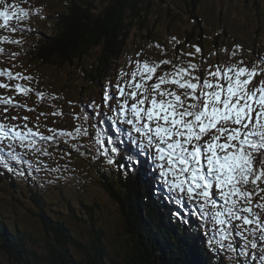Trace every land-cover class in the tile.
<instances>
[{
  "label": "trees",
  "instance_id": "trees-1",
  "mask_svg": "<svg viewBox=\"0 0 264 264\" xmlns=\"http://www.w3.org/2000/svg\"><path fill=\"white\" fill-rule=\"evenodd\" d=\"M101 1L103 4L99 5L97 0H63L62 3L66 6L63 12L56 15L54 36L40 35L38 44L29 47V53L36 56V59H38L36 61L43 65L58 66L54 68L56 72L73 76L80 89L79 100H83L81 104L84 103V99L92 97L96 101L92 106H88L85 102L82 105L83 108L78 103L75 110L82 119L86 120V127L94 148L87 155L86 152H78L75 148H71L63 142L60 146L58 145L61 149L71 148L78 153V159L82 157L87 161V167H84L85 170L82 172L84 178L80 180L75 172V177L72 180L73 185L66 191L61 186H56L54 182H47L40 177L35 179L39 181L38 183L22 185L20 201H30V205L25 208L31 214L32 220L36 218L40 232L36 235L25 229L24 223L26 220H24L22 224H19L21 226L18 225L11 234H8L9 225H6L4 220H0V252H4L6 256V260L0 258V264H47V262L49 264H108L106 262L107 254L103 246V233L97 230L95 219L86 218V215L82 218L79 217L80 214H84V209H91L95 213L99 209V202L85 195L84 184L87 177L92 178V181L99 182L109 192L112 191L113 195L111 196L115 197L123 206V212L126 215L124 218L126 220L125 224L128 225L127 228L136 237V250L140 256V258L135 257V264H229L223 254L220 255L221 249L218 248V251L211 252L208 246V240L211 239V230L208 227L211 216L202 212L203 209L199 206L190 208L176 203L171 210L173 213L176 212V215L182 216V213L194 214L197 211L203 226L206 228L204 233L200 228L202 226L200 222V225L196 227V234H194L193 239H186L177 233L176 230L180 223L171 217L170 211L162 212L158 205L160 199L154 198L149 190H142L143 183L132 168L136 162L135 155L142 153V151L136 148L134 152L125 155L124 152L119 150V146L116 147L119 138L113 132L118 131L129 136L132 141L138 139L140 135L132 126H129L131 130L128 129V126H124L117 117V114H120L117 111H120V105L125 102L124 97L129 89L122 86L121 88L125 89L124 97L120 95L118 100L116 98L118 82L110 87L106 79H110L109 82L112 83V77L117 71V62L125 49L124 45L127 38H129V33L135 30L134 28L151 32L148 28V22L152 9H155L159 3H161L162 8L165 3H163V0ZM199 3L200 0H193L192 6ZM192 12H194V9H192ZM191 20L192 24L194 22L199 23L198 18L193 13ZM186 42L191 43L189 40H186ZM215 48H218L216 44ZM106 90H110L107 93L111 97L109 101L112 100V104L104 100ZM63 91V93H60L69 101L72 97H77V94L73 91ZM44 103H46V106L43 105ZM51 106L49 101L43 99L40 105L41 111L45 115H50L52 113L48 109ZM88 107L92 108L97 119L101 120L98 121L99 124H94L90 117L86 115L90 114ZM103 110L106 112L100 114ZM59 112L69 113V111ZM124 114L123 116L126 117L127 114ZM30 139L43 143V140L47 141L48 137L44 138L43 134H39L37 138ZM112 139L118 142H113ZM16 147L13 152L20 162L15 160L14 154L11 153L10 155L9 151L0 146V155L4 157L3 162L8 165V167H5V165L0 167V181H4L11 188L15 187L14 179H16V176L14 170L18 169L22 174L28 175L25 170L31 167L30 163L24 160L23 156L25 155L19 152L17 145ZM113 148L116 149L115 152L112 151ZM69 152L71 154L69 161H73L76 156L70 150ZM123 158L129 159L127 164L123 161ZM109 160L112 162L109 163ZM78 162L81 165L84 164ZM54 164L56 163L53 161L52 166ZM92 165L96 166V170L92 169ZM80 184H83L81 197L79 195H65L69 190L78 194ZM42 190L52 193L50 195L48 193L50 201L47 199L46 205H43ZM15 197H18V195H15ZM185 197L189 200L187 195ZM135 202L138 203V206L135 205ZM160 203L162 202L160 201ZM176 208L178 211H176ZM205 209L207 210L206 207ZM48 211H52L51 215L56 213V217L47 215ZM6 212L9 214L7 218L18 216L16 212L13 213L9 208H6ZM195 219L199 222L197 217ZM79 220L80 222L83 220V223L70 227L68 221L74 223ZM238 224L240 225V223ZM239 225H235V230H232V234L235 235V239L231 236L234 243L231 245L234 250L229 248L230 244H227L225 245V252H235L234 260L236 264H251L248 261L244 263L241 260L243 251L238 247L241 237L239 235L241 232ZM77 231H81L79 237L75 236ZM180 231L181 233H187L188 229L182 228ZM190 233H193L191 228ZM82 238H85L86 241L83 242ZM161 242L167 252L159 256L156 255V250L160 248L159 252H161L162 247L159 245ZM34 245L46 249L45 254H38L31 249ZM176 247L182 248L183 252L179 254ZM75 250L80 252L79 256L76 255ZM125 263L129 264L128 261ZM110 264L120 263L112 262Z\"/></svg>",
  "mask_w": 264,
  "mask_h": 264
},
{
  "label": "rangeland",
  "instance_id": "rangeland-1",
  "mask_svg": "<svg viewBox=\"0 0 264 264\" xmlns=\"http://www.w3.org/2000/svg\"><path fill=\"white\" fill-rule=\"evenodd\" d=\"M192 1L193 0H163V3H165L163 7L161 8V3H159L155 9H152V13L150 14L148 28H150L151 32L146 33L144 29L138 30L134 28L135 30L129 33V38H127L126 44L124 45L125 49L123 51L126 55H130L131 53L137 51V54L140 57L139 59L137 57H133L130 59V61L121 63V66H123L122 70L119 73V80L121 85L128 87L130 91L131 89L129 86L134 85L135 82H140V73L145 71V69L143 68L144 64H148L149 67L157 66V71L153 74L152 79L147 80L145 78L146 85L149 87L153 83H156L158 77H160L161 75L170 73L176 68L188 69L190 64H195L197 66V69L192 73L193 75L199 77L201 81L206 79L214 84L224 83V80L221 77L213 78L210 75L211 72L220 68L218 66L219 64L224 66V70L228 66H242L249 69L255 67L258 73L257 75L262 73L261 66L254 62L251 57H255V54L257 52H259L261 56L262 54H264V0H200L199 4H195L193 6ZM97 2L99 3V5L103 4L101 0H97ZM192 9H194L193 13L198 18L199 23L194 22L192 24ZM194 24L195 26L193 27ZM170 33L174 34L178 39V46H175L173 43L171 44V42L167 39L168 34ZM12 39V34L7 29L0 33V41L5 40L11 43ZM28 39L32 40L36 45L40 40V36L33 35ZM186 40L191 41V43H187ZM15 41L16 40H13V42ZM1 44L5 43H0V45ZM215 44L218 46V48H215ZM29 46H31V43H29ZM22 47L23 44H20V46L13 45L12 47H4L2 54L0 52V71H10L14 75L18 73L21 77H24V79H13L9 81L6 78L5 81V79L0 78V82H6L12 86H15L16 84L26 83L27 85L29 84V88L31 89L36 88V86L34 85L38 84L39 81H41L40 83H42V81H45L46 83H42L41 88L46 89L47 87H49L51 89H55L54 91L57 93V95H60V92L57 89H63L67 91L74 90L76 81L73 79V77L64 76V73L56 71L55 72L60 76V79H55L54 77L48 76L44 72L46 70H51L52 66L47 64L43 65L40 62L36 61L38 60L36 59V56L31 53L25 54V50L21 49ZM197 48L200 49L199 52L196 51ZM215 49L216 51H214ZM165 60L170 61V63H163V61ZM18 66H24L25 69L23 70L22 68H16ZM57 67L58 66H55L54 68ZM221 71L223 72L222 69ZM132 73L137 74L135 81L133 80ZM260 80L261 79L255 76L252 84L249 87L255 86ZM14 81H16L15 84ZM29 82H31L33 85ZM162 88L177 92L183 91L172 84H164L162 85ZM107 91L110 90H106V92ZM129 91H127V94L125 96L127 97V100L123 102V104L128 105V109L124 114H127V116L125 117L126 121L127 119H129V117H131L130 105L135 102L128 95ZM41 98V95H36V97L33 98L19 97L16 100V104L21 105L22 107L13 108L14 112L16 113V115L14 113V116L19 117L20 114L23 117H27V120L32 122V124L27 123L26 127H24L20 125L21 120H19L18 118L16 119V125L19 122V125L25 131L31 129L32 132H35L39 131V127L37 124L44 123L45 121L50 122V116L52 118L55 117L58 112L57 106L54 105V107H51V109L49 110L52 114L45 115L41 111L40 107L43 100ZM138 98L139 97H137V99ZM43 105L46 106V103H44ZM145 106L147 107L148 105ZM2 107L4 108L5 105L0 104V110ZM87 109L89 110L90 114H85L90 117L91 121L94 124H99L97 116L94 114L92 108L88 107ZM103 111L105 112V110ZM117 112L121 115V113H123V110L120 109V111ZM33 113H38L40 117L35 118ZM5 116L6 114L3 117ZM61 116L62 114L59 118H62ZM7 117H9V114L7 115ZM2 118L0 120L1 122ZM8 121L9 120L5 122ZM8 123L14 125L15 122L9 121ZM72 123L74 124V122ZM123 125L126 126L129 124L125 122V124ZM77 129H79V127L76 125H72L70 127L67 126L65 130V136L68 135V131H75ZM49 130L51 131L52 127ZM41 132H46V129L43 128ZM123 135L124 134L120 133V137L118 136L119 145L122 147V149L125 148L123 145V141L121 140V137ZM74 139L82 140V132L77 133L76 136H74ZM204 139L206 140L208 139V137H205ZM141 142L143 144L147 143L145 139H141ZM19 144L22 150L28 152L31 155L30 163H37L38 165V162L42 159H51L57 165L61 164L62 149L58 147L59 144L50 139H48L47 141L43 140V143L39 142L38 144H29L28 140L25 139L23 143H21V141L19 140ZM80 144H84V147L87 150H91L93 148L91 144H87V140H83ZM9 145L11 146L9 147ZM0 146L4 147L8 151L16 150L17 148L14 142L7 140L3 143H0ZM137 148L142 151L141 160L143 161L140 164L143 168L142 171L138 170V177L141 181H143L146 178V175H148V179H145L146 184L143 185L142 190H149L154 198H162L164 201H166L167 198L170 197L174 203L185 205L190 208L199 206L201 209H203L202 212L208 213L211 216H209L210 221L208 223V227L211 230V239L208 240V246L210 247L211 252H215L216 249L219 248L221 249L220 255L223 254L224 258L228 261L229 264H236L234 260L235 252L232 251V254L226 253L225 245L234 244L232 238L235 239V235L232 234V230H235V225H239L238 223L241 224L242 221L232 220L233 222L231 221L229 223H226L223 226V231L221 230V226L216 224V221L213 218L214 211L225 212L224 204L220 199L219 191L215 187L213 188L214 190H212V199H214L215 201L216 199H218V201H216L217 207L213 209L211 203H209L210 205H203L202 208L201 205L203 204V202L199 200L198 197L189 201L185 197L184 193H182L183 195H180V192L178 190H171L170 186L174 182V178L170 173L167 176H161V169L157 167V164L166 162L157 161L156 164L152 166V158H154L156 154L155 151L153 152V150L149 149L148 153L145 150L141 149L139 146H137ZM127 149L131 150L128 147V144ZM134 150L135 148L132 149V151ZM65 158L69 159L68 156H65ZM3 159L4 157L0 155V161H2L0 162V167L6 164V162H3ZM73 162L75 165L76 174L78 175V178L82 180L84 178V176L82 175L84 169L78 162V157H74ZM135 163V167L139 168V162ZM30 166L31 167L25 170L28 175L22 174L18 169L14 170V174L16 176V179H14V188L8 187L4 181H0V220H4L6 222V225H9L8 234H11L19 224H22L24 222V220H26L24 223L25 229L31 231L34 234L40 232V228L37 225L36 218L35 220H32L31 214H29L25 208L27 205H30V201H20V192L22 190V185L26 183H38L39 181H36L35 179L42 177V172L40 169L34 167L31 164ZM92 169L96 170V166L92 165ZM71 171L72 170L70 167H65L64 170L62 168L52 169L45 173V178L47 181L54 182L56 186H61L63 190L66 191V189L71 188L73 185L72 179L74 178V175L71 173ZM183 178L187 180L188 174H184ZM85 181V195H88L95 201H98L99 209L96 213L91 209H84V214H80L79 217L82 218L84 215H86V218L90 217L95 219V226L97 230L103 233V246L107 254L106 262L108 264L112 262L126 264L125 262L128 261L129 264H135V257L137 256L140 258V256L136 250V237L133 232L127 228L128 225L125 224L126 220L124 218L126 217V215L123 212V206L117 199H115V197L111 196L113 195L112 191L109 192L107 188L103 185H100L99 182L92 181V178L90 177H87ZM259 186L260 188L264 189V183H260ZM82 187L83 184H80L78 194H76L75 192H71V190L64 193L66 196L79 195L81 197ZM247 188L251 191L253 186L249 184ZM163 189H165L164 193ZM41 193L44 196L43 205H46V201L47 199L48 201H50L49 195L52 193L50 191L47 192L46 190H44V192L41 191ZM15 195H18V197H15ZM260 196H264V193H261ZM260 196H255L253 198L252 213L259 218L264 219V208L256 207L257 203L264 205V200H262ZM87 199L91 200L89 198ZM135 205L138 206V203L135 202ZM158 205L162 209V212L171 211L172 209L168 206H163L160 202H158ZM205 207L207 208V210L205 209ZM6 208H9V210L13 213L16 212L18 216H11L10 218H7V215L9 214L6 212ZM51 212L52 211H48L47 215H49L50 217H56L57 214L53 213L51 215ZM174 215H176V212H174ZM197 215V217L199 218L200 216L198 213ZM242 215L246 214L242 213ZM188 216L189 215L187 214H183L184 218H187ZM220 218L227 221L226 215ZM53 220L57 221L56 219ZM13 221H15L16 223L14 224ZM200 222L201 219L199 218L198 225L200 224ZM68 223L70 224V227H73V225L75 226L77 224H82L83 220L82 222H80L79 220L78 222L74 223L68 221ZM247 227L249 228V230L247 229L246 232L243 230V233L245 235L240 234L241 244H239L238 247L243 251L241 260L244 263L250 261L251 264H264V241L259 239L261 235L259 228L255 223L252 225H248ZM260 227H264V224H261ZM182 228L188 229V232L181 233L180 229ZM176 232L186 239H193V233H190V228L182 223L180 224V226H178ZM203 232H206V228L203 229ZM79 233H81V231H77L75 236L79 237ZM224 236H226L227 238H222ZM82 241L85 242V238H82ZM252 244H256V247L253 248ZM159 245L160 247H162V250L161 252H159L160 248L156 250V255L161 256L165 254L167 250L164 249L165 246L162 244V242ZM31 249L35 250L38 254L41 255H44V252H46V249L38 247L37 245L32 246ZM176 249L179 251V254L183 252L182 248L179 249V247H176ZM75 253L78 256L80 255V252L77 250H75ZM0 258L6 260L4 252H0ZM47 264L49 263L47 262Z\"/></svg>",
  "mask_w": 264,
  "mask_h": 264
},
{
  "label": "snow or ice",
  "instance_id": "snow-or-ice-1",
  "mask_svg": "<svg viewBox=\"0 0 264 264\" xmlns=\"http://www.w3.org/2000/svg\"><path fill=\"white\" fill-rule=\"evenodd\" d=\"M0 5H4L0 11L4 26L13 17L29 15L23 8L5 4V0H0ZM143 68L145 71L140 73V82L129 86L131 90L128 95L135 102L130 105L131 118L126 121L147 141L140 147L154 148L156 154L153 163L166 162L157 164L161 169L160 175L170 173L174 178L171 190L184 193L189 200L198 197L203 202L202 208L211 203L215 209L217 205L212 199V190L215 187L219 191L225 212L214 211L213 218L222 231L226 223L239 220L242 221L238 226L242 235L245 226L255 223L261 233L259 239L264 241V227H260L264 219L252 213L253 198L264 193L259 186L264 183V80L249 87L258 74L257 69L228 66L222 72L218 68L210 75L213 78L221 77L224 83L214 84L193 75L197 66L190 64L188 69L176 68L161 75L149 87L146 79H152L157 66L144 64ZM136 76V73H132L134 81ZM0 77H6L9 81L24 79L10 71H0ZM164 84L175 85L183 91L163 89ZM0 88L21 91L20 84L12 86L0 82ZM118 91L124 97L125 89L118 88ZM124 98L127 100V97ZM109 99L111 97L105 92L104 100ZM0 104L5 105V113L9 108L22 107L10 97H0ZM120 108L126 111L128 105L121 104ZM18 118L24 121L28 119L5 117L9 121ZM16 127L10 123H0V143L6 140H20L23 143L27 137L34 135L31 129L22 133ZM205 137L208 139L205 140ZM28 143L33 144L34 141L28 140ZM184 174H188L187 180L183 178ZM249 184L253 186L251 191L247 188ZM260 198L264 200V196ZM256 207L264 208V205L257 203ZM225 215L227 221L220 218ZM252 247L255 248L256 244H252ZM229 248L233 249V246L230 244Z\"/></svg>",
  "mask_w": 264,
  "mask_h": 264
},
{
  "label": "bare ground",
  "instance_id": "bare-ground-1",
  "mask_svg": "<svg viewBox=\"0 0 264 264\" xmlns=\"http://www.w3.org/2000/svg\"><path fill=\"white\" fill-rule=\"evenodd\" d=\"M117 85H118V84H117ZM109 92H110V91H109ZM113 100H114V98H113ZM115 100H116V98H115ZM118 100H119V98H118ZM108 102L112 104V100H111V101L108 100ZM128 102H129V101H128ZM117 103H118V102H117ZM119 103H120V102H119ZM119 103H118V104H119ZM113 104H114V103H113ZM103 105H104V104H103ZM107 106H108V105H107ZM104 107H105V106H104ZM99 112H100V111H99ZM103 112H104V111H101L100 114H101V113L104 114L106 111H105L104 113H103ZM124 113H125V110H123V113H121V115H120V114L117 115V117H119V120H120V122H121L122 124H124V123L126 122V118H125V116H123ZM115 117H116V116H115ZM98 121H101V120L98 119ZM128 131H129V130H128ZM124 133H125V132H124ZM113 134H114L115 136H119L120 133L117 131V133L113 132ZM119 137H120V136H119ZM117 139H118V138H117ZM112 141L115 142V139H112ZM118 141H119V140H118ZM96 146H97V145H96ZM150 157H151V156H150ZM152 159H153V158H152ZM155 164H156V163H155ZM135 165H136V163H135ZM153 168H154V167H153ZM213 190H214V189H213ZM213 192H214V191H213ZM180 195H181V194H180ZM176 196H177V195H176ZM159 202H160V201H159ZM222 203H223V202H222ZM182 204H183V203H182ZM209 205H210V204H209ZM167 209H168V208H167ZM182 209H183V208H182ZM177 211H178V210H177ZM188 211H189V210H188ZM188 211H187V212H188ZM213 211H214V210H213ZM196 213H198V212L196 211ZM198 214H199V213H198ZM200 214H201V213H200ZM206 214L209 215L208 213H206ZM207 219H208V218H207ZM227 219H228V218H227ZM211 220H212V219H211ZM204 221H205V220H204ZM204 221H203V222H204ZM206 222H207V221H206ZM232 222H233V221H232ZM210 223H211V222H210ZM206 224H207V223H206ZM231 227H232V226H231ZM200 228H201L202 230L205 229L204 226H201ZM217 228H218V227H217ZM237 233H238V232H237ZM240 244H241V243H240ZM250 246H251V244H250ZM237 249H238V248H237ZM231 254H232V253H231ZM233 257H234V256H233Z\"/></svg>",
  "mask_w": 264,
  "mask_h": 264
}]
</instances>
